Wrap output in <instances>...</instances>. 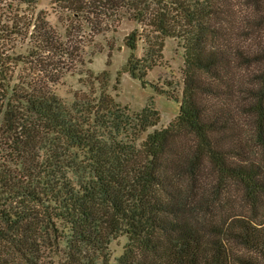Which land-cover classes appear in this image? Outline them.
<instances>
[{
    "label": "trees",
    "instance_id": "trees-1",
    "mask_svg": "<svg viewBox=\"0 0 264 264\" xmlns=\"http://www.w3.org/2000/svg\"><path fill=\"white\" fill-rule=\"evenodd\" d=\"M38 2L0 0V130L14 152L0 163V264H39L49 236L60 264H264V0H51L97 33L136 21L146 33L126 37L125 71L142 83L165 37L181 40L179 115L140 144L160 121L153 106L130 121L106 87L86 110L59 97L58 76L16 74L76 58Z\"/></svg>",
    "mask_w": 264,
    "mask_h": 264
},
{
    "label": "rangeland",
    "instance_id": "rangeland-1",
    "mask_svg": "<svg viewBox=\"0 0 264 264\" xmlns=\"http://www.w3.org/2000/svg\"><path fill=\"white\" fill-rule=\"evenodd\" d=\"M39 10L45 12L47 20L56 28L60 36L69 41L67 46L74 51L76 58L65 59L62 57L55 60L58 63L57 66L67 67L58 68V71L56 67H51L49 72L54 75L44 73L33 68L32 65L24 64L17 66L16 74L22 72L23 77L29 76L46 80V82L58 76L59 80L51 81L50 84H54L52 87L59 97L68 105L76 103L86 110L91 109L92 103L98 102L102 89L106 87L107 93L117 103L129 107L130 121L145 106H153L160 112V121L157 125L142 132L137 144L143 142L147 135L154 130L167 127L179 115L184 93L183 69L185 60L181 40L175 37H165L163 55L158 58L156 66L148 71L145 81L142 83L140 78H135L125 71L130 55V49L126 45V37L135 29L143 30L136 21L127 16L115 18L110 25L104 27V31L97 33L91 29L87 22L80 18H73L67 15V12L58 9L51 0H39L37 11ZM143 32L146 33L144 30ZM71 39L73 41L70 42ZM147 44L144 37L138 41V48L135 52L137 63H147L143 58L147 52ZM28 45V42L22 43L20 41L16 48L20 52H26ZM1 82L4 81L0 80V91L2 92ZM1 107L2 100H0ZM103 112L107 113L105 110H102ZM2 116L3 113L0 112V122ZM106 132L108 136H115L116 134L115 128L111 126ZM13 155L10 139L0 130V163L9 162V157L12 158ZM232 194L237 197L238 204L233 210L234 213L243 214L241 206L244 202L246 203L243 199V193L235 187ZM46 239L47 243L39 264H60L61 243L58 239L50 236ZM127 242L128 238L125 235L117 236L112 240L110 253L113 258L123 253Z\"/></svg>",
    "mask_w": 264,
    "mask_h": 264
}]
</instances>
